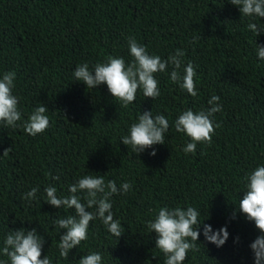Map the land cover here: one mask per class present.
Masks as SVG:
<instances>
[{"label":"trees","instance_id":"trees-1","mask_svg":"<svg viewBox=\"0 0 264 264\" xmlns=\"http://www.w3.org/2000/svg\"><path fill=\"white\" fill-rule=\"evenodd\" d=\"M253 22L264 25V18L242 17L229 0H0V77L16 73L22 119L43 103L50 120L35 137L0 125V249L10 232L35 228L45 241L41 258L52 264H78L91 252L101 253L103 264H164L146 221L161 207L191 206L200 213L199 250L189 251L184 264H254L250 244L261 233L243 213L232 219L246 190L244 177L264 165V60L257 56L264 32L257 37L249 30ZM129 37L164 59L183 50L185 64L196 70L198 95L157 73L160 97L138 92L122 107L106 84L87 89L75 80L76 66L85 62L90 69L107 56L131 62ZM213 94L223 105L214 116L220 127L210 145L185 154L190 140L174 121L186 109L209 107ZM145 111L164 115L170 128L165 144L137 155L121 138ZM85 175H103L117 187L132 184L126 195L111 198L124 234L118 239L94 220L87 240L65 259L58 245L67 230L53 221L75 210L45 202L44 189L54 185L58 197L70 195L69 185ZM35 187L36 198L23 199ZM204 225L213 234L227 226L226 243L208 242ZM0 260L7 257L0 254Z\"/></svg>","mask_w":264,"mask_h":264},{"label":"clouds","instance_id":"clouds-1","mask_svg":"<svg viewBox=\"0 0 264 264\" xmlns=\"http://www.w3.org/2000/svg\"><path fill=\"white\" fill-rule=\"evenodd\" d=\"M237 6L242 17L264 18V0H229ZM251 30L257 37L264 32V25L249 23ZM128 49L131 62L123 57L107 56L104 62H98L90 69L87 62L76 66L73 76L76 81L82 82L88 88H98L107 85L108 91L120 102V106L128 107L134 103L137 93L152 100L161 95L157 73H168L171 82L179 85L192 97L198 95L196 90V70L191 62L185 64V52L176 49L166 59L159 55L149 54L147 48L139 44L134 37L128 38ZM257 56L264 60V46L258 44ZM169 68L171 71L169 72ZM16 73L6 71L0 77V125L15 129L22 127L26 134L35 137L43 134L50 126L47 116L48 108L45 104L36 106L27 119H22L19 108L20 98L14 94ZM220 97L213 94L208 100L206 109L198 112L186 109L174 121L175 130L186 135L190 142L183 148L185 154H195L198 144L212 143V137L220 127L214 121L216 113L223 110L219 103ZM169 120L162 114L153 116L152 111H145L138 116L137 122L131 124L128 135L121 138L123 144L130 146L132 153L137 155L153 146L165 144V134L169 131ZM11 148L4 151L8 155ZM156 155L153 150L150 153ZM51 176V174H49ZM58 180V176H51ZM245 191L243 198L237 204L232 219L237 213H243L250 222H254L260 231L251 244L254 253V264H264V165L251 170L245 177ZM132 189L130 182H123L117 187L115 180L105 181L103 175H85L74 184L69 185L70 195L58 197L54 185L47 186L45 202L53 207L75 210V215L60 216L53 224L59 230L66 229V234L60 236V256L67 259L72 249L78 247L88 238L90 222L99 220L105 229L118 239L124 234L119 220L114 219L111 198L113 195L127 194ZM38 187L32 188L23 194V199L31 202L36 198ZM83 194V195H80ZM200 213L194 207H161L154 219L146 221L150 233L156 234V248L164 255V264H184L189 251H198L197 241L201 223ZM60 233V232H59ZM204 236L210 243L222 247L229 238L227 226L214 234L210 225H204ZM239 242V237L236 241ZM44 239L38 235L35 228L14 230L7 234L3 241L0 254L7 260H0V264H52L48 256L43 258ZM78 264H103L102 254L91 252L78 260Z\"/></svg>","mask_w":264,"mask_h":264}]
</instances>
